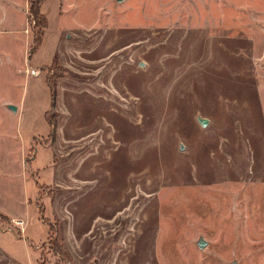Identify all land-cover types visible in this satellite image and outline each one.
Segmentation results:
<instances>
[{"label": "rangeland", "instance_id": "374dc122", "mask_svg": "<svg viewBox=\"0 0 264 264\" xmlns=\"http://www.w3.org/2000/svg\"><path fill=\"white\" fill-rule=\"evenodd\" d=\"M20 2L0 264H264V0H44L32 52Z\"/></svg>", "mask_w": 264, "mask_h": 264}, {"label": "trees", "instance_id": "16d2710c", "mask_svg": "<svg viewBox=\"0 0 264 264\" xmlns=\"http://www.w3.org/2000/svg\"><path fill=\"white\" fill-rule=\"evenodd\" d=\"M44 0H27V14L26 18L28 20V25L31 26L33 30V42L31 52L40 44L42 32L45 28V18L43 14L40 12L41 4ZM50 90L49 85L47 86ZM51 94V91H50ZM52 96V94H51ZM52 103V97H51ZM41 212V210H39ZM48 236L51 237V227L48 226Z\"/></svg>", "mask_w": 264, "mask_h": 264}, {"label": "crops", "instance_id": "0c3cea01", "mask_svg": "<svg viewBox=\"0 0 264 264\" xmlns=\"http://www.w3.org/2000/svg\"><path fill=\"white\" fill-rule=\"evenodd\" d=\"M17 5V4H16ZM17 8H18V12H21V14H23V16H24V26H26V21H27V19H26V14H27V0H21V2H20V4L17 6ZM24 26H23V28H24ZM23 28H22V30H23ZM2 216V215H1ZM14 216V215H13ZM4 217V216H3ZM6 217H8V216H6ZM12 217V216H11ZM19 217H21L20 215H19ZM10 218V217H9Z\"/></svg>", "mask_w": 264, "mask_h": 264}, {"label": "water", "instance_id": "95a60500", "mask_svg": "<svg viewBox=\"0 0 264 264\" xmlns=\"http://www.w3.org/2000/svg\"><path fill=\"white\" fill-rule=\"evenodd\" d=\"M117 1H120V0H117ZM8 109L11 110V111L14 110V109H13L12 107H10V106H8ZM201 122L203 123V122H205V121H200V123H201Z\"/></svg>", "mask_w": 264, "mask_h": 264}]
</instances>
